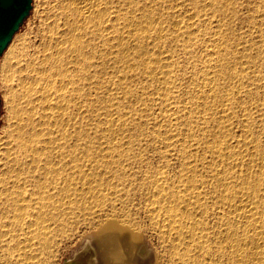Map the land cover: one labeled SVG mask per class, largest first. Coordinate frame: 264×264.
<instances>
[{"label":"bare ground","instance_id":"6f19581e","mask_svg":"<svg viewBox=\"0 0 264 264\" xmlns=\"http://www.w3.org/2000/svg\"><path fill=\"white\" fill-rule=\"evenodd\" d=\"M34 15L2 60L0 264H264V0Z\"/></svg>","mask_w":264,"mask_h":264},{"label":"water","instance_id":"95a60500","mask_svg":"<svg viewBox=\"0 0 264 264\" xmlns=\"http://www.w3.org/2000/svg\"><path fill=\"white\" fill-rule=\"evenodd\" d=\"M31 7V0H0V57L29 16Z\"/></svg>","mask_w":264,"mask_h":264},{"label":"rangeland","instance_id":"374dc122","mask_svg":"<svg viewBox=\"0 0 264 264\" xmlns=\"http://www.w3.org/2000/svg\"><path fill=\"white\" fill-rule=\"evenodd\" d=\"M40 0H31V10L29 13V16L25 19L23 25L19 29V31L14 35L13 39L11 40V43L9 44L8 48L10 47L11 44H14L19 38L23 37L26 35V33H31L30 35H34V32L36 30L37 26V19L35 14V8L39 4ZM35 29V30H33ZM8 48L5 50L3 55L0 57V136L3 135L5 131V126H7V105H6V97H7V86L5 82V78L3 75V69H2V60L5 56L6 51ZM6 88V89H5ZM6 96V97H5ZM4 130V131H3ZM3 132V133H2ZM147 242H149V239H147ZM78 242L75 240L73 243H71L72 246L68 245L61 254V259L62 261H65L68 257L73 256L75 254V250L77 249ZM75 246V247H73ZM73 248V249H72ZM69 249V250H68Z\"/></svg>","mask_w":264,"mask_h":264}]
</instances>
